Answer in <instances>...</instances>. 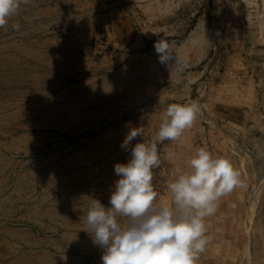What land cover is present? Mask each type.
Wrapping results in <instances>:
<instances>
[{"label": "rangeland", "instance_id": "374dc122", "mask_svg": "<svg viewBox=\"0 0 264 264\" xmlns=\"http://www.w3.org/2000/svg\"><path fill=\"white\" fill-rule=\"evenodd\" d=\"M249 4L261 19L264 0H28L20 6L0 28V149L33 183L15 191L11 176L1 195L12 203L0 212L2 255L9 252L12 264H102L85 217L92 198L110 207L119 179L114 166L130 158L121 148L126 134L141 126L144 137L132 144L151 141L169 104L194 101L201 109L194 125L177 141L158 144L156 203L171 202L167 185L177 170H188L198 147L227 157L242 186L206 218L209 242L197 264H264V32L252 33ZM160 39L170 45L169 65L155 52ZM56 170L64 196L39 183ZM61 198L65 204L56 206ZM12 229L30 234L29 244L11 239Z\"/></svg>", "mask_w": 264, "mask_h": 264}, {"label": "clouds", "instance_id": "9594fccd", "mask_svg": "<svg viewBox=\"0 0 264 264\" xmlns=\"http://www.w3.org/2000/svg\"><path fill=\"white\" fill-rule=\"evenodd\" d=\"M28 0H0V28L16 15ZM14 27H19L15 25ZM159 62L173 59L165 40L154 44ZM200 105L171 103L163 113L151 141L143 127H132L121 143L130 152L127 163H116L119 177L105 207L91 199L85 223L93 244L102 250V264H197L209 242L206 218L215 214L223 196L242 186L240 174L227 157L213 156L206 146L198 147L187 161V171L177 170L167 185L168 200L157 204L153 169L161 163L158 144L175 142L190 129L200 114ZM174 153L167 152L171 159ZM126 222L121 226L120 220Z\"/></svg>", "mask_w": 264, "mask_h": 264}, {"label": "bare ground", "instance_id": "6f19581e", "mask_svg": "<svg viewBox=\"0 0 264 264\" xmlns=\"http://www.w3.org/2000/svg\"><path fill=\"white\" fill-rule=\"evenodd\" d=\"M250 5V7L248 8L249 9V13H248V18H249V22H250V24H251V27H252V33L253 32H258L259 33V35L260 36H263L262 34H263V32H264V15H263V17L260 19L259 18V14L257 13V7L256 8H252L251 7V4H249ZM253 5H254V2H253ZM255 6V5H254ZM260 7V6H259ZM260 10V8H258V11ZM260 13V12H259ZM264 13V12H263ZM262 13V14H263ZM17 120V119H16ZM13 122V121H12ZM14 122H16V121H14ZM56 122V121H55ZM19 123V122H18ZM21 125V124H20ZM16 126V125H15ZM11 127V126H10ZM34 127V126H33ZM20 128V127H19ZM25 127H23L22 129H24ZM13 129V128H12ZM21 129V128H20ZM26 129V128H25ZM3 131V130H2ZM35 131V130H34ZM15 132V131H14ZM7 133V132H6ZM28 133V132H27ZM3 134H5V133H3ZM11 134V133H10ZM17 134V133H16ZM21 134V133H20ZM24 134V133H23ZM25 135V134H24ZM29 137H30V135H28ZM12 138V137H11ZM16 138V137H15ZM22 139H23V137H21ZM6 139V138H5ZM19 139V138H18ZM2 140V139H1ZM16 140V139H15ZM30 140V139H29ZM17 141V140H16ZM22 141V140H21ZM2 142V141H1ZM18 142V141H17ZM2 143H5L4 141L2 142ZM48 143V142H47ZM18 144V143H17ZM16 144V145H17ZM20 144V143H19ZM22 144V143H21ZM41 144V143H40ZM45 144V143H44ZM15 145V144H14ZM23 145V144H22ZM21 145V146H22ZM25 145V144H24ZM42 145V144H41ZM7 146V145H6ZM27 146H28V144H27ZM38 146V145H37ZM43 146V145H42ZM8 147V146H7ZM7 147H5V148H7ZM10 147V146H9ZM18 147V146H17ZM15 148H16V146H15ZM14 148V149H15ZM34 148H36L35 146H34ZM49 148H50V145H49ZM17 149V148H16ZM26 149H28V148H26ZM32 149V148H31ZM6 150V149H5ZM9 150H12V149H9ZM19 150H21V149H19ZM23 151H24V149H22ZM29 150V149H28ZM47 150V149H46ZM41 151V150H40ZM39 151V152H40ZM18 152V151H17ZM29 152V151H28ZM31 152V151H30ZM29 152V153H30ZM8 153V152H7ZM15 153V152H14ZM28 153V154H29ZM34 153V152H33ZM24 154V153H23ZM28 154H25V155H28ZM35 154V153H34ZM39 154V153H38ZM12 155V154H11ZM19 155V154H18ZM41 155V154H40ZM56 156L55 157H57V155L58 154H55ZM20 156H22V155H20ZM19 156V157H20ZM36 156H37V154H36ZM61 156V155H60ZM14 157V156H13ZM40 157V156H39ZM10 159V158H9ZM9 159H7L6 157H5V154L2 152V149H0V212L1 213H5L7 210L4 208V206L5 205H7V204H12L10 201H11V198H10V196L7 194V195H5V196H1V195H4L3 194V192L5 191V190H7L8 189V187H9V183H10V181H11V176H14L15 175V179H14V181H16L15 183H14V190L15 191H23L24 189H26V188H24L25 187V183L28 181V178H27V176L26 175H28V174H26V175H23V174H21L20 172L18 173L17 171H16V166L14 167V165H15V161L14 162H12V160H9ZM26 159V158H25ZM28 159V158H27ZM38 159V158H37ZM14 160V159H13ZM41 160V159H40ZM44 160V159H43ZM52 160V159H51ZM55 160V159H54ZM37 161V160H36ZM59 161H62V159L61 160H59ZM21 162V161H20ZM43 162V161H42ZM47 162V161H46ZM51 162V161H50ZM22 163V162H21ZM23 163H24V161H23ZM22 163V164H23ZM40 163V162H39ZM38 163V164H39ZM62 163V162H61ZM27 164V163H26ZM25 164V165H26ZM34 164V163H33ZM54 164H56V163H54ZM64 164V163H63ZM68 164V163H67ZM67 164H66V166H67ZM24 165V164H23ZM48 165V164H47ZM57 165V164H56ZM62 165V164H61ZM60 165V166H61ZM22 166V165H21ZM35 166V165H34ZM70 166V165H69ZM43 167V166H42ZM49 167H50V165H49ZM63 167V166H62ZM71 167V166H70ZM36 168V167H35ZM34 168V169H35ZM44 168V167H43ZM24 169V168H23ZM22 169V170H23ZM32 169V168H31ZM51 169V168H50ZM57 169V168H56ZM65 169V168H64ZM70 169V168H69ZM40 170V169H39ZM53 170V169H52ZM24 171H25V169H24ZM59 171V170H58ZM58 171L56 170V171H52L50 174H47V175H43V176H41L40 178H38L39 179V183L40 184H42L45 188L44 189H47V190H50L51 191V193H52V196L53 195H59V196H64L65 195V190H63L61 187H59V186H57L58 185V183H59V179H60V175H59V173H58ZM23 172V171H22ZM28 172V171H27ZM34 172V171H33ZM41 172V171H40ZM46 172H48V171H46ZM42 173V172H41ZM25 174V173H24ZM29 174H30V172H29ZM32 174V173H31ZM39 175V174H38ZM62 175H64V174H62ZM30 176V175H29ZM34 176V175H33ZM40 176V175H39ZM36 177V176H35ZM31 178V177H30ZM27 180V181H26ZM62 179H60V181H61ZM29 182V181H28ZM27 182V183H28ZM31 182H29L28 184H30ZM32 183H33V181H32ZM31 183V184H32ZM38 183V182H37ZM11 185V184H10ZM35 185H36V183H35ZM60 185V184H59ZM38 186V185H37ZM40 186V185H39ZM61 186V185H60ZM32 187V186H31ZM36 187V186H35ZM32 188H34V186L32 187ZM13 189V188H12ZM31 189V188H30ZM41 189V188H40ZM29 190V189H28ZM35 190V189H34ZM37 190V189H36ZM15 191H12V192H15ZM27 191V190H26ZM30 191V190H29ZM28 191V192H29ZM27 192V193H28ZM35 192V191H34ZM38 192H39V190H38ZM23 193V192H22ZM32 193V192H31ZM36 193V192H35ZM42 193V192H41ZM5 194H6V192H5ZM15 194V193H14ZM37 194H39V193H37ZM21 195V194H20ZM19 195V196H20ZM23 195H24V193H23ZM25 196V195H24ZM18 197V196H17ZM40 197V196H39ZM42 197V196H41ZM32 198V197H31ZM30 198V199H31ZM34 198V197H33ZM43 198V200H45V198H44V196L42 197ZM55 198V197H54ZM53 198V199H54ZM17 199V198H16ZM29 199V200H30ZM18 200V199H17ZM43 200H41V201H43ZM25 201V200H24ZM52 201V200H51ZM13 202V201H12ZM16 202V201H15ZM17 202H19V201H17ZM21 202V201H20ZM34 202V201H33ZM37 202V201H36ZM53 202V201H52ZM65 202H66V198L65 199H60V200H56V201H54L53 203L57 206V205H63V204H65ZM37 203H39V201L37 202ZM43 203V202H42ZM35 204V203H34ZM52 205V204H51ZM10 206V205H9ZM37 206V205H36ZM40 206H41V203H40ZM11 207H14V206H12L11 205ZM27 207H29V205L27 206ZM35 207V206H34ZM30 208V207H29ZM36 208V207H35ZM39 208V207H38ZM41 208V207H40ZM14 209V208H13ZM42 209V208H41ZM44 209V208H43ZM54 209V208H53ZM39 210V209H38ZM14 211V210H13ZM35 211H37V210H35ZM34 211V212H35ZM12 212V211H11ZM46 212V211H45ZM37 213L38 214H41V216H42V214L44 215V213L42 212V211H37ZM56 212H54V210H52L51 211V214L52 215H54ZM10 214V213H9ZM12 214V213H11ZM32 214H34V213H32ZM49 215V214H48ZM9 216V215H8ZM11 216V215H10ZM27 217V216H26ZM34 217V216H33ZM36 217V216H35ZM5 218V217H4ZM28 218V217H27ZM30 218V217H29ZM28 218V219H29ZM0 219H2V217H0ZM38 220V219H37ZM33 221H35L34 219H33ZM1 224V223H0ZM1 230V229H0ZM48 230V229H47ZM5 231V230H4ZM3 232V231H2ZM5 233V232H4ZM3 233V234H4ZM25 233H27V232H25ZM6 234V233H5ZM7 234H8V236L11 238V239H13V240H15V241H19L21 244H25V245H27V244H29V242H28V240H30L31 239V236H30V234H20L19 233V231H15V230H9V231H7ZM6 234V235H7ZM9 239V238H8ZM37 240V239H36ZM1 241V240H0ZM12 241V240H11ZM12 243H14V242H12ZM6 246V245H5ZM10 251V250H9ZM23 251V250H22ZM34 251V250H33ZM5 254H6V256H4V255H2L1 253H0V264H12V262H10L9 260H10V257H9V255H11V254H9V252H5ZM25 255V254H24ZM20 256V255H19ZM5 257H7V259H4ZM15 258H16V255H15ZM18 258V257H17ZM8 261H9V263H8ZM21 261V260H20ZM18 262V261H17ZM24 262V261H23ZM25 263V262H24ZM17 264V263H16ZM28 264V263H27Z\"/></svg>", "mask_w": 264, "mask_h": 264}]
</instances>
